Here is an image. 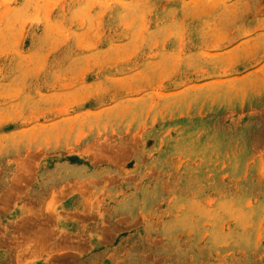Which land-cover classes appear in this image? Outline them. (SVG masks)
<instances>
[{
  "label": "rangeland",
  "instance_id": "374dc122",
  "mask_svg": "<svg viewBox=\"0 0 264 264\" xmlns=\"http://www.w3.org/2000/svg\"><path fill=\"white\" fill-rule=\"evenodd\" d=\"M76 161L65 264H264V0H0V184Z\"/></svg>",
  "mask_w": 264,
  "mask_h": 264
},
{
  "label": "crops",
  "instance_id": "0c3cea01",
  "mask_svg": "<svg viewBox=\"0 0 264 264\" xmlns=\"http://www.w3.org/2000/svg\"><path fill=\"white\" fill-rule=\"evenodd\" d=\"M69 164L75 166L70 170L63 167L50 175L33 178L14 192L8 188V181L0 184V264H65V256L74 255L78 251L74 247H62L54 239L65 231L76 232L81 229L80 233H83L80 222H68L65 219L66 214L71 216L81 211L86 201L80 187L70 183L74 186L71 187L68 183L70 180L102 178L104 175L109 176L111 181L114 169L110 164L84 161ZM115 188L110 185L105 191L110 193ZM34 217L45 219L36 231L38 236H33L29 223ZM44 228L52 233L51 238L39 236Z\"/></svg>",
  "mask_w": 264,
  "mask_h": 264
}]
</instances>
